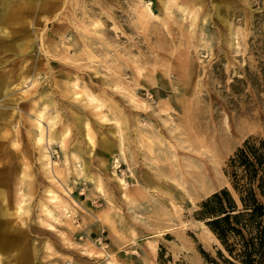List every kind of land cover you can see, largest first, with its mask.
<instances>
[{"label": "rangeland", "instance_id": "374dc122", "mask_svg": "<svg viewBox=\"0 0 264 264\" xmlns=\"http://www.w3.org/2000/svg\"><path fill=\"white\" fill-rule=\"evenodd\" d=\"M247 138L264 0H0V264H227L196 213Z\"/></svg>", "mask_w": 264, "mask_h": 264}, {"label": "trees", "instance_id": "16d2710c", "mask_svg": "<svg viewBox=\"0 0 264 264\" xmlns=\"http://www.w3.org/2000/svg\"><path fill=\"white\" fill-rule=\"evenodd\" d=\"M225 175L231 189L210 195L196 216L227 252V264H264V141L247 138Z\"/></svg>", "mask_w": 264, "mask_h": 264}, {"label": "bare ground", "instance_id": "6f19581e", "mask_svg": "<svg viewBox=\"0 0 264 264\" xmlns=\"http://www.w3.org/2000/svg\"><path fill=\"white\" fill-rule=\"evenodd\" d=\"M40 114H41V111H40V113L37 114V116H36L35 118H39V117H40ZM37 124H38V127H39L40 129H42L41 126H40V124H39V122H38ZM37 139H38L37 142H40V141H41L40 138H37ZM41 149H43V148H41ZM41 155H42V154H41ZM43 161H44V160H43ZM46 162H47V160H46ZM47 163H48V162H47ZM114 169H115V168H114ZM22 176L25 178L26 174L23 172V173H22ZM22 180H23V178H22ZM20 189H21V188H19V190H20ZM49 194H50V196H49L50 200L56 203V201H58L59 196L56 195L55 193H52V192H50ZM21 198H22V197H21ZM21 202H22V201H21ZM59 203H60V202H59ZM59 203H58V204H59ZM56 204H57V203H56ZM18 208L20 209V207H18Z\"/></svg>", "mask_w": 264, "mask_h": 264}]
</instances>
